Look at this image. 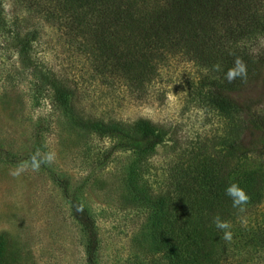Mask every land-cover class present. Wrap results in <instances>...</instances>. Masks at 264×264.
I'll return each mask as SVG.
<instances>
[{
	"label": "rangeland",
	"instance_id": "374dc122",
	"mask_svg": "<svg viewBox=\"0 0 264 264\" xmlns=\"http://www.w3.org/2000/svg\"><path fill=\"white\" fill-rule=\"evenodd\" d=\"M2 2L8 16L27 19L13 29L27 30L15 37L6 33L8 24L0 25V264H90L74 203L94 220L97 264H172L165 232L174 227L175 169L205 165L203 155L188 162L176 156L203 144L230 178L248 170L260 175L255 202L233 207L230 199L229 208L219 209L227 208L226 231L236 230L238 239L227 240L222 264H264V155L242 158L221 149L224 121L187 96L195 67L172 62L144 100L102 86L103 93L85 102L90 115L146 118L170 131L169 141L152 155L115 151L112 140L83 128L56 104L51 73L61 80L72 62L62 28L28 11L24 2ZM31 40L27 51L24 45ZM260 49L264 54V39ZM263 59L249 81L231 93L258 117H264ZM238 129L246 149H262L264 139L252 127L240 123Z\"/></svg>",
	"mask_w": 264,
	"mask_h": 264
},
{
	"label": "trees",
	"instance_id": "16d2710c",
	"mask_svg": "<svg viewBox=\"0 0 264 264\" xmlns=\"http://www.w3.org/2000/svg\"><path fill=\"white\" fill-rule=\"evenodd\" d=\"M19 1L43 21L62 28L67 58L72 62L61 80L51 73L56 104L73 114L83 128L112 140L113 150L152 155L169 141L170 131L146 118L123 121L90 115L83 107L85 102L103 93L102 86L144 100L163 69L180 61L192 64L197 72L188 81L191 102L224 121L221 149L242 158L264 155V143L260 151L246 149L238 129L243 123L264 139V117L256 116L250 106L231 94L249 81L264 57L260 53L264 0ZM19 21L27 23L19 14L8 16L0 0V25H9L6 33L15 37L26 33V26L13 29ZM34 40L25 43L27 51L32 50ZM237 58L246 66V75L229 82L225 74ZM204 147L176 156L188 162L192 155H203L205 165L175 169L174 227L165 232L173 246L172 264H222L226 229L217 228L214 221L216 217L224 222L229 218L231 198L226 187L237 183L251 202L256 200L253 188L259 173L248 170L230 178L229 169L219 165ZM224 205L227 208L219 213ZM73 208L86 236L88 262L97 264L99 239L94 220L81 204L74 203ZM231 234L232 241L238 240L236 230Z\"/></svg>",
	"mask_w": 264,
	"mask_h": 264
},
{
	"label": "clouds",
	"instance_id": "9594fccd",
	"mask_svg": "<svg viewBox=\"0 0 264 264\" xmlns=\"http://www.w3.org/2000/svg\"><path fill=\"white\" fill-rule=\"evenodd\" d=\"M225 75L229 82L237 77H243L246 75V66L239 58H237L234 62V67L230 68ZM48 159L51 160L52 156L50 155ZM37 166L38 165H36L34 162V167ZM225 193L231 198L233 207H240L246 204L249 199L245 191L237 183L229 184L225 189ZM214 222L216 227L219 229L223 230L228 228V224L224 221H221L219 217H216ZM231 235V232L225 231L223 238L225 240H231Z\"/></svg>",
	"mask_w": 264,
	"mask_h": 264
}]
</instances>
